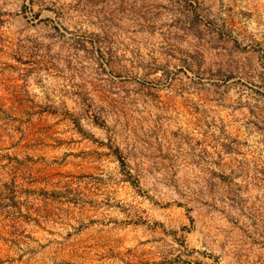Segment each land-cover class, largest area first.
Instances as JSON below:
<instances>
[{
    "label": "rangeland",
    "instance_id": "obj_1",
    "mask_svg": "<svg viewBox=\"0 0 264 264\" xmlns=\"http://www.w3.org/2000/svg\"><path fill=\"white\" fill-rule=\"evenodd\" d=\"M0 264H264V0H0Z\"/></svg>",
    "mask_w": 264,
    "mask_h": 264
}]
</instances>
